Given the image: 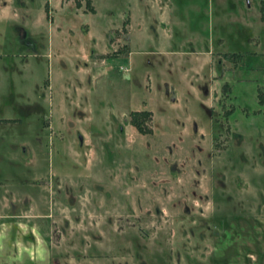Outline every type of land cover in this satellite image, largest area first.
<instances>
[{
  "label": "rangeland",
  "instance_id": "rangeland-1",
  "mask_svg": "<svg viewBox=\"0 0 264 264\" xmlns=\"http://www.w3.org/2000/svg\"><path fill=\"white\" fill-rule=\"evenodd\" d=\"M263 13L0 0L3 212L48 264H264Z\"/></svg>",
  "mask_w": 264,
  "mask_h": 264
},
{
  "label": "crops",
  "instance_id": "crops-1",
  "mask_svg": "<svg viewBox=\"0 0 264 264\" xmlns=\"http://www.w3.org/2000/svg\"><path fill=\"white\" fill-rule=\"evenodd\" d=\"M81 1L79 0V2ZM93 8L91 11L94 12L95 8L94 10ZM126 24H128V20H126ZM127 69L123 68V70ZM27 106H29V101H27ZM2 121L0 126L13 125L8 119ZM8 196L9 194H4L0 184V264H48V250H45L41 245L44 240L38 238L34 233L35 230L33 231L32 228L35 223L32 218L27 216L26 220L14 219V214L3 212L6 207H10L12 204ZM26 200H28V204L31 203L30 194H27ZM23 227H26L27 231L24 232Z\"/></svg>",
  "mask_w": 264,
  "mask_h": 264
},
{
  "label": "trees",
  "instance_id": "trees-1",
  "mask_svg": "<svg viewBox=\"0 0 264 264\" xmlns=\"http://www.w3.org/2000/svg\"><path fill=\"white\" fill-rule=\"evenodd\" d=\"M89 2H90L89 0H86V5H89ZM76 3L78 4L79 0H76ZM222 88L225 91V89L228 88V85L225 83L223 84ZM230 111L228 110L227 113H229ZM150 117H151V112L146 109L130 111L129 112V123L137 132L141 134L149 133L150 128L147 125V121L150 120Z\"/></svg>",
  "mask_w": 264,
  "mask_h": 264
}]
</instances>
